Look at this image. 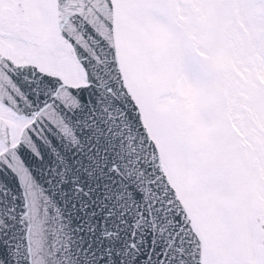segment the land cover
Listing matches in <instances>:
<instances>
[{"label": "snow or ice", "instance_id": "snow-or-ice-1", "mask_svg": "<svg viewBox=\"0 0 264 264\" xmlns=\"http://www.w3.org/2000/svg\"><path fill=\"white\" fill-rule=\"evenodd\" d=\"M0 264H264V0H0Z\"/></svg>", "mask_w": 264, "mask_h": 264}]
</instances>
